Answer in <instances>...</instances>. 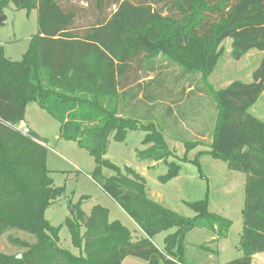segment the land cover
Segmentation results:
<instances>
[{
    "label": "trees",
    "instance_id": "trees-1",
    "mask_svg": "<svg viewBox=\"0 0 264 264\" xmlns=\"http://www.w3.org/2000/svg\"><path fill=\"white\" fill-rule=\"evenodd\" d=\"M10 4L27 14L36 11L37 33L18 62L0 47V236L9 235L8 242L23 249L20 255L0 253V264H121L128 257L145 264H186L190 232L206 230L218 237L213 243L225 238L228 221L209 214L205 201L189 204L195 218L180 216L147 196L143 176L129 167L121 171L105 155L111 140L122 142L128 132L141 131L149 148L139 159L160 162L169 156L164 135L177 126L175 113L183 115L186 106L178 80L200 74L206 81L227 38L236 60L250 49L264 53V0H0V15ZM207 90L198 89L215 103L212 143L196 158L220 159L245 175L242 256L225 264H252L264 253V122L248 110L264 90V54L252 84ZM29 103L58 123L59 139L94 159L93 179L103 168L113 172L100 188L142 239L110 222L106 209L94 206L86 214L78 201L69 202L65 224L79 255L59 247V226H51L44 212L63 188L52 184L45 140L17 129ZM169 134L185 152L200 144ZM167 167L161 183L178 176V165ZM14 230L33 235L35 243L11 237ZM161 233L167 234L159 249L152 240Z\"/></svg>",
    "mask_w": 264,
    "mask_h": 264
},
{
    "label": "rangeland",
    "instance_id": "rangeland-1",
    "mask_svg": "<svg viewBox=\"0 0 264 264\" xmlns=\"http://www.w3.org/2000/svg\"><path fill=\"white\" fill-rule=\"evenodd\" d=\"M3 15L6 17V25L0 26V47L4 49L7 59L18 62L26 52L31 36L37 33L36 11L27 14L23 10H16L14 5L10 4L3 10ZM220 49L222 54L206 81L202 80L200 74L178 80L177 89L179 87L185 89L180 101L183 107L186 105L182 112L187 115L189 121L185 123L192 129L188 132V138L199 142L198 146L185 152L180 143L164 138L171 153L169 156L163 157L160 162L141 160L138 153H143L149 145L142 144L146 133L135 131L128 132L122 142L111 140L105 155V159L121 171L124 167H129L143 176L146 181V194L176 214L193 219L196 214L189 204L205 201L209 214L228 221L229 229L225 238L218 239L215 243L212 239L218 237L206 230L196 229L189 234L186 264H225L242 256L239 241L242 230L241 212L244 203L245 175L229 170L226 163L220 159L204 154L196 158L199 152L209 150L216 115L212 96L198 89L203 88L208 91L209 88L214 93L234 83L252 84L264 53L250 49L236 60L232 57L230 38L222 41ZM162 64L165 65L166 61L163 60ZM178 74L177 69L174 75ZM173 78L172 75L169 80ZM248 113L264 122V90L249 108ZM25 115L27 122L36 128L39 136L45 140L48 149L46 166L53 186L63 188V194L44 212V218L51 226H59V247L75 256L79 255V250L71 244L69 230L65 224L71 213L68 208L69 202L75 204L81 201V210L86 214H89L94 206L106 209L110 222H119L136 237L139 229L134 222L100 188L113 172L103 168L101 174L93 179L91 174L95 169L94 159L75 143L59 139V125L49 114L36 104L29 103ZM168 134L169 132L166 131L167 137ZM183 158L185 161H182ZM195 159L197 164L194 163ZM167 165L169 167L178 165L179 173L178 176L161 183L158 178L167 173ZM165 234L167 233L156 236L154 241L157 246H162ZM8 236L7 234L0 236V253L9 256L20 255L23 249L11 245ZM10 236L28 244H34L36 241L33 235L16 230L11 231ZM199 245L208 249H199ZM213 251H216V255ZM121 264H145V262L128 257ZM252 264H264V253L255 255Z\"/></svg>",
    "mask_w": 264,
    "mask_h": 264
},
{
    "label": "crops",
    "instance_id": "crops-1",
    "mask_svg": "<svg viewBox=\"0 0 264 264\" xmlns=\"http://www.w3.org/2000/svg\"><path fill=\"white\" fill-rule=\"evenodd\" d=\"M4 50V49H3ZM5 54V53H4ZM152 77H149V79H151ZM189 109H191V108H189ZM175 118H176V121H175V123L177 124V126H173V128H172V126H171V123H170V121H167V120H161L160 122H159V124H163L164 123V125H165V127L166 128H172V129H170V133L172 132V133H179V134H181V135H184V136H187V135H189L188 134V132L189 131H191L192 129L190 128V127H187L186 126V121H189L188 120V118H187V115L186 114H184L183 113V115H181V116H179L178 114H176L175 113ZM24 122L28 125V127H29V129H30V131L31 132H33V133H35V134H37L38 136H39V134L37 133V129L36 128H33L28 122H27V120H26V115H25V118H24ZM167 123V124H166ZM165 128V129H166ZM189 130H188V129ZM186 131H187V133H186ZM168 135H170V134H168ZM173 135V134H172ZM40 137V136H39ZM164 138H166L168 141H173V142H176V143H180L181 145H182V147L184 148V144L182 143V142H179V141H175V140H173V139H171V138H169V136L167 137V135L165 134L164 135ZM167 143V142H166ZM173 144V143H172ZM185 149V148H184ZM147 196L150 198V199H152L153 201H155V202H157L158 204H160V205H162V203H159L156 199L154 200V198H152L151 196H149L148 194H147ZM162 206H164V205H162ZM189 234H191V232L189 233ZM187 235V237H186V241H187V249H188V237L190 236V235ZM144 236H143V234L139 231V234L138 235H136V239L138 240H140V239H142ZM164 237H165V235H164ZM156 238V237H155ZM155 238L152 240V242H153V244L157 247V248H162V246L161 247H159V246H157V244L155 243ZM164 239V238H163ZM162 244H163V240H162Z\"/></svg>",
    "mask_w": 264,
    "mask_h": 264
},
{
    "label": "built area",
    "instance_id": "built-area-1",
    "mask_svg": "<svg viewBox=\"0 0 264 264\" xmlns=\"http://www.w3.org/2000/svg\"><path fill=\"white\" fill-rule=\"evenodd\" d=\"M17 129H19L25 135L30 133V129L24 121H21L17 124Z\"/></svg>",
    "mask_w": 264,
    "mask_h": 264
},
{
    "label": "water",
    "instance_id": "water-1",
    "mask_svg": "<svg viewBox=\"0 0 264 264\" xmlns=\"http://www.w3.org/2000/svg\"><path fill=\"white\" fill-rule=\"evenodd\" d=\"M6 17L4 15H0V26H5Z\"/></svg>",
    "mask_w": 264,
    "mask_h": 264
}]
</instances>
